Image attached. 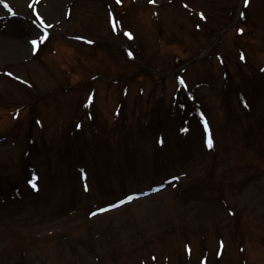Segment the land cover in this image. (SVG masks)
<instances>
[{"label":"rangeland","instance_id":"374dc122","mask_svg":"<svg viewBox=\"0 0 264 264\" xmlns=\"http://www.w3.org/2000/svg\"><path fill=\"white\" fill-rule=\"evenodd\" d=\"M219 2L226 22L241 19L243 30L231 28L221 32L213 49L193 63L200 62L199 65L188 66L181 75L177 73V79H186L191 90H195L200 81L196 79H214L204 80L198 89L200 93L210 94L226 87L225 79L239 78L259 93L254 83L263 82L264 77L256 79L244 73L248 71L253 75L264 63L263 0H245L243 4L242 0ZM198 10V0H0V16H16L14 23L5 26L0 20V30L18 31L16 39L12 33L0 34V42L6 44L7 41L13 46V51L0 48V112L5 114L4 108H7L8 115L13 113L17 117L0 119V172L13 173L16 167L11 165L20 153L9 130L15 122L19 129L25 126L33 129L37 125L35 114L40 108L64 111V116H59L60 122L69 119L73 111L87 115L89 127H100L101 131L108 128L116 132L119 126L125 125L135 128L137 121H133L132 108L138 87L134 84L128 85L132 87L133 100L120 104V90L113 89L106 94L99 88L94 100L89 94L81 111L75 108L73 98L77 100L82 95L50 97L51 104H40L35 93L50 95L51 90L66 86L64 79L72 77L86 82L135 79L134 75L142 73L144 67L134 59L129 45L137 50L133 48L136 59L151 61L160 54V60L151 62L145 70L176 69L200 52L202 44L192 42L189 37L193 32H207L196 18L200 15ZM117 11L119 17L115 14ZM112 16L114 24L111 25ZM162 19L168 26L163 31L170 39L161 46L156 44L155 37ZM172 23H179L182 28ZM44 36L48 37L46 41ZM234 36L239 41L242 37L252 40L249 50L239 51L248 60L240 66L229 58L224 60L217 49L222 39L225 45L233 41ZM34 40H40L39 48L32 43ZM256 48L255 58L252 50ZM175 50H185L187 54L174 61L171 52ZM14 65L24 66L15 70V74ZM11 73L26 81L21 80L17 87L9 85L7 81L16 79ZM147 75L140 79H147ZM32 84L35 91L30 94L26 86ZM7 86L8 90L4 91ZM149 89L148 86L143 96ZM261 94L263 100L251 106L263 103L256 116L247 119L242 113L236 128L257 132L250 123L256 120L264 129V93ZM145 101L146 96L143 108ZM119 104L126 112L115 121ZM42 126L43 129L40 126L36 129L42 133V140L48 135H60L63 152L66 156L71 153L73 139L80 131L74 119L67 128L52 118H46ZM36 141L34 136L30 143L36 145ZM215 143L209 164L211 172L207 176L198 179L195 172L190 171L172 186L159 190L142 184L131 190L137 192V199L110 212L100 213V208L120 203L121 196L113 198L90 191L87 204H69L68 197L66 205L58 211L51 210L50 206L39 210L33 207L26 212L30 220L24 224L26 229H22L4 223L2 218L12 210L3 205L0 209V264L4 260L15 264L16 257L23 259L19 264H264V150L237 161V150H234L229 160L222 161L216 158V150H220L222 143L211 140V144ZM215 160L219 161L217 166ZM200 187L204 189L197 190Z\"/></svg>","mask_w":264,"mask_h":264},{"label":"snow or ice","instance_id":"6c2138e0","mask_svg":"<svg viewBox=\"0 0 264 264\" xmlns=\"http://www.w3.org/2000/svg\"><path fill=\"white\" fill-rule=\"evenodd\" d=\"M5 6H7V5H5ZM129 35H131V34L129 33ZM47 39H48L47 36H44V37H43V40L46 41ZM32 43H33L37 48H39L40 40H34V41H32ZM209 145L211 146V137H209ZM33 187H36V185H35L34 182H33Z\"/></svg>","mask_w":264,"mask_h":264}]
</instances>
